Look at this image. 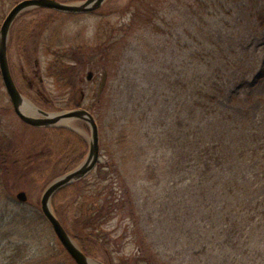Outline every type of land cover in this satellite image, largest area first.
<instances>
[{
  "label": "rangeland",
  "instance_id": "374dc122",
  "mask_svg": "<svg viewBox=\"0 0 264 264\" xmlns=\"http://www.w3.org/2000/svg\"><path fill=\"white\" fill-rule=\"evenodd\" d=\"M128 2L108 0L98 11L77 15L48 8L21 13L7 50L16 82L33 97L26 77L37 83L43 75L42 89L60 101L64 75L76 77L72 99L85 88L101 152L83 197L107 206L98 235L115 264H264V152L250 150L251 133L264 127V26L256 18L264 0H161L164 31L133 33L107 73L96 39L104 27L120 36L132 17ZM15 3L1 1L0 27ZM79 55L90 64L76 62ZM90 69L95 77L88 82ZM210 74L219 75L225 91L220 113L204 117L196 88ZM102 78L108 94L97 105ZM9 102L0 73V147L9 154L0 162V264H76L42 215L41 196L84 161L90 128L80 120L71 126L81 134L35 128ZM122 129L134 136L119 138ZM200 140L225 151L226 165L216 175L204 177L194 159ZM22 189L24 203L15 196ZM69 191L55 202L71 228L74 212L65 206L75 192ZM126 196L133 212L117 204ZM136 221L147 234H137ZM224 226L236 232L220 234ZM104 253L94 258L105 263Z\"/></svg>",
  "mask_w": 264,
  "mask_h": 264
},
{
  "label": "trees",
  "instance_id": "16d2710c",
  "mask_svg": "<svg viewBox=\"0 0 264 264\" xmlns=\"http://www.w3.org/2000/svg\"><path fill=\"white\" fill-rule=\"evenodd\" d=\"M2 0H0L1 3ZM17 2L18 0H12ZM65 1V0H63ZM75 1V0H70ZM127 11L131 13V21L130 24L123 26L120 29V33H117L120 36H115L114 30H109L107 27L99 30L98 37L96 39L97 49H100L103 54L104 62V71L110 72V68L113 65L115 59H119V54L121 55L123 51L122 45L128 40L133 33H137L139 31H143L145 29H150L153 33L163 32L164 29L162 24L159 21L160 11H161V0H129L127 3ZM256 18L260 21V24L264 26V8H261L257 11ZM221 50L222 47L218 46ZM121 48V49H120ZM95 57L98 56V51H96ZM118 53V57L116 58V54ZM84 57V56H82ZM81 55L76 57V62H80L81 65L90 64L92 60L90 57L82 58ZM83 59H85L83 61ZM202 76H200L201 80ZM197 90V99L195 105L197 106L198 112L201 113L202 116H213L215 114L220 113L219 101L223 96L225 91L224 83H222V79H220L218 74H210L204 79L203 82L199 81ZM108 86H105L103 96L107 93ZM62 108V107H60ZM134 121V119H132ZM138 130V131H137ZM136 136L138 137L140 130L137 129ZM135 131V130H134ZM252 144L251 152L256 155L259 151L264 152V127L256 128L251 133ZM141 135V134H140ZM134 135H128L125 132V129H122L120 132L119 138L128 139ZM120 139V140H121ZM135 139V138H133ZM133 139H130L133 141ZM81 141V139H79ZM131 145V143H130ZM126 146L125 150L130 146ZM194 150V159L198 161V166L204 173V177H210L216 175L220 170H222L227 162V156H225V151L220 146V144L216 141H213L212 145H209L208 142L199 141V144L195 146ZM1 148V147H0ZM1 150V149H0ZM6 158L0 156V162L5 164ZM107 165L106 163H100V167ZM69 169V168H67ZM203 177V178H204ZM84 180L77 181L71 185L63 187L57 194L54 196V206L55 212L57 216L63 221L61 216V211L58 206H56V195L60 192H64L67 190H71L70 193L75 192V197L72 200V203L65 206L67 209L69 206H72V211L74 212L73 216V227L66 226L70 233L75 237V239L80 243V247L84 250V252L91 257H98L99 253H104V258H102L107 264H115L112 253L109 251L106 242L98 234L100 233V225L101 219L103 216V212L105 211L107 206L97 202V199L92 201H85L84 194ZM118 205H121V208H126L127 210L134 209V201L130 196L120 197ZM135 206V205H134ZM64 209V210H65ZM133 212V211H132ZM131 212V213H132ZM134 215V213H133ZM66 221V220H65ZM64 223V221H63ZM65 224V223H64ZM137 234H147L141 227L139 221L135 223ZM231 226V225H230ZM224 226L223 230L220 234H234L236 231L233 227ZM233 240V239H231ZM228 242L229 239H228ZM144 243V242H143ZM152 247V244H151ZM98 253V256H97ZM101 258V257H100Z\"/></svg>",
  "mask_w": 264,
  "mask_h": 264
},
{
  "label": "water",
  "instance_id": "95a60500",
  "mask_svg": "<svg viewBox=\"0 0 264 264\" xmlns=\"http://www.w3.org/2000/svg\"><path fill=\"white\" fill-rule=\"evenodd\" d=\"M108 0H78L65 2L62 0H19L9 12L6 14L0 27V73L3 78L7 93L13 103L16 114L28 124L34 126H65L75 129L71 123L75 119H81L88 123L90 127L89 151L84 161L78 166L60 175L52 180L44 189L41 196V210L46 220L53 228L56 237L60 240L66 251L77 264H105L102 261L90 257L80 247L78 242L71 233L67 230L63 222L53 208L52 200L54 194L60 189L77 182L95 170L100 161V131L99 124L92 112L85 108H76L70 110L48 112L38 108L34 103L28 101L19 90L13 74L11 72L8 43L12 25L18 16L28 10L34 8H49L65 13H91L98 11L103 4ZM93 76V71H89L87 78ZM29 104L33 108V112H27L24 106ZM16 198L19 202H26L28 194L25 190H20L16 193Z\"/></svg>",
  "mask_w": 264,
  "mask_h": 264
},
{
  "label": "flooded vegetation",
  "instance_id": "af4514ba",
  "mask_svg": "<svg viewBox=\"0 0 264 264\" xmlns=\"http://www.w3.org/2000/svg\"><path fill=\"white\" fill-rule=\"evenodd\" d=\"M90 70H92V69H90ZM38 74H40L38 71L34 72V76H38ZM94 77H95V71H94L92 77H90L89 79L86 77L85 79H87V81L90 82L94 79ZM26 78L29 82V88L35 90L34 91L35 96L32 97L30 94L25 93V91L23 89H21L18 85V87L21 91L20 93H22L23 96L28 99V101L30 100V102L34 103L38 108H40L42 110L51 112V111H59L62 109L63 110H65V109L71 110V109H75V108L91 109L90 107L85 105V99L87 97V94H86L85 88H83L81 85L79 86V89H78L79 90V96L77 97V99H72L73 97L71 96V89H72V87H73L72 90L76 89V88H74L76 86L75 85L76 81L74 80L76 77L73 75V73H68L67 76H65V75L63 76V80L65 81L66 89L64 90V96L65 97H63V100H61V101L58 98V96H55V95L49 96L42 89L41 85H43L45 82L44 81L45 77L43 75L38 76V82L37 83L35 82L34 77L33 78L26 77ZM83 78L84 77H80V79H78L80 84H81V82L85 81V79H83ZM104 82H105L104 78H102V81L100 83V88H98L99 89V96L97 97V105H98V102H101V100H102L104 88L106 86ZM38 84H40V86ZM65 99H67V100H65ZM9 104H11L12 108L14 109V106H13V103L11 100H10ZM60 107H62V108H60ZM57 109H59V110H57ZM14 111H15V109H14ZM83 122L86 125V127H88L87 123L85 121H83ZM23 123L26 125H29V126H33L30 124H27L24 121H23ZM33 127H35V126H33ZM51 127L56 128V129L63 128L64 130H69L70 132L74 131V132H78L80 134L82 132V129H77V130L73 129L72 130V129L64 128L62 126H51ZM35 128H39V127H35ZM7 155H9V154L7 153V151H4V147L2 146L1 150H0V156L6 158V157H8Z\"/></svg>",
  "mask_w": 264,
  "mask_h": 264
},
{
  "label": "bare ground",
  "instance_id": "6f19581e",
  "mask_svg": "<svg viewBox=\"0 0 264 264\" xmlns=\"http://www.w3.org/2000/svg\"><path fill=\"white\" fill-rule=\"evenodd\" d=\"M24 109L27 111V112H33V108L29 105V104H26L24 106Z\"/></svg>",
  "mask_w": 264,
  "mask_h": 264
}]
</instances>
